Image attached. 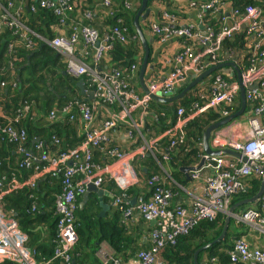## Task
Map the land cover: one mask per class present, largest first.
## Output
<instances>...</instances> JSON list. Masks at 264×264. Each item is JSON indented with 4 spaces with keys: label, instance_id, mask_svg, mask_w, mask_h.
<instances>
[{
    "label": "built area",
    "instance_id": "2783aa9c",
    "mask_svg": "<svg viewBox=\"0 0 264 264\" xmlns=\"http://www.w3.org/2000/svg\"><path fill=\"white\" fill-rule=\"evenodd\" d=\"M37 1L40 8L51 9L58 16L61 25L65 24L67 14L75 8L71 0ZM103 4L106 7L111 5L108 0H104ZM18 5L19 3H16L15 6L11 1H8L5 6L0 5V31L11 29L24 46L31 48L34 45L28 38L31 33L21 22L22 12ZM222 5L223 0H209L200 4L199 12H197L198 21L201 23L204 12L217 13ZM34 10L32 6L31 11ZM83 16L88 20L91 18V14L87 12ZM163 19L164 24L150 25L151 33L161 45L171 39H177L180 46L172 60L173 66L165 77L160 79V76L150 74L146 79L145 84L149 93L152 95L158 93L162 98L168 97L173 91L179 92L192 77L224 62L225 58L224 61L220 59L221 44L224 40L232 38L241 31L249 37V52L253 55V59L248 68L240 70L241 83L247 89L246 102L251 103V111L246 120L250 130L249 138L245 142H234L225 140L216 133L212 143L218 150L229 149L242 154L250 163H244L230 156H210L202 153L200 157L203 159V164L189 171L191 180L204 175L202 195L195 198L190 211L180 206L170 207L171 193L159 186L156 176L149 181V185L154 189L151 199H139L134 207H128L126 194L117 196L112 204L122 212L124 219L129 218L136 210L144 220L155 224L150 233L151 247L146 251H140L132 264H166L160 257L163 248L174 245L177 238L187 235L197 222L212 221L218 214L225 215L231 205L232 197L247 191L245 184L247 179L261 180L264 176L262 171L264 168V51L260 50V47L264 45V18L261 9L248 6L243 13L234 11L231 18L232 24L229 25L224 20L219 32H215L208 25L201 30L197 29L196 24L180 26L176 17L168 13L163 14ZM68 31H70L68 34L57 35L44 43L61 55L67 75L74 78L81 76L87 78L88 87L96 103H80L72 100L62 108L53 109L49 113L48 119L53 122L62 118L73 122L75 116H79L83 122V140L76 149L56 155L43 151L42 143H37L36 150L41 151L37 164L33 163V156L25 147L26 131L12 125H0V138L15 144L21 156L18 166L20 168L31 166L33 170L32 176L23 183L11 177L6 190L3 189V182L0 181V262L37 264L34 252L29 251L25 245V234L19 232L14 222L5 219L1 212V201L5 194L23 186L33 187L42 174L51 177L61 175L62 190L55 200V213L59 219L56 222L57 246L53 258L62 259L63 264H78L72 261L71 255L78 242L74 224V215L78 207L76 198L84 194L89 184L100 187L105 178L114 180L122 192H125L131 184L130 180L123 175L111 172L108 167L98 168L92 162V152L95 150H102L104 156L113 159L114 163L121 162L133 154L124 153L114 146L111 135L115 134L121 126L126 128L127 137L130 139L132 135L135 136L134 132L140 135L139 126L133 121L132 114L138 109L147 113L152 101L149 94H139L136 91L134 80L137 69L135 66L130 67L129 73L114 68L99 69L100 61L112 49V42L127 41L126 28L118 21V25L102 37H99L98 32L88 25L71 24ZM78 44L81 45L79 51L81 57L75 54ZM11 49L10 44L8 50ZM88 55L91 56L90 66L82 60ZM231 57L235 58L233 62L237 65L238 56ZM222 74L231 80L236 75L233 69L226 71L227 75L224 72ZM214 77L215 81L208 90L209 95L212 96L211 100L207 102L205 94H197L199 100L204 101V105L197 101L193 102L188 113L179 107L176 111V122L150 143L153 147L159 140L169 138V144L162 155L163 161L169 160L176 146L184 141L185 127L190 120L209 108H215L221 104L226 106L233 104L234 97L238 95L237 80L232 83L225 82L221 75L217 74ZM4 86L5 83L0 81V87ZM253 86L256 87L252 88ZM97 102L113 107L110 118L103 120L99 125L94 124V116L99 108ZM28 111L29 106L24 105L17 111L16 116L11 118L10 123H18ZM220 113L223 118L229 116L226 111H220ZM52 140L58 143L56 138L52 137ZM150 144H143L138 149L140 157H144L147 152L152 153ZM232 219L237 225H244L257 234H264V191L254 206L233 215ZM227 254L230 264H264V251L250 247L243 238L236 240ZM210 262L213 264L215 259H211ZM104 264H120V262L112 259L109 262L107 259Z\"/></svg>",
    "mask_w": 264,
    "mask_h": 264
},
{
    "label": "trees",
    "instance_id": "16d2710c",
    "mask_svg": "<svg viewBox=\"0 0 264 264\" xmlns=\"http://www.w3.org/2000/svg\"><path fill=\"white\" fill-rule=\"evenodd\" d=\"M8 1L13 2L15 6L16 3H19L18 6L21 8L22 12L21 22L31 33L28 35V38L34 45L31 48L24 46V43L13 33L11 29H4L0 31V81L5 83L4 87H0V108L2 107L3 111L7 113L10 118H14L17 111L24 105H28L30 111L33 102H40L41 93L44 94V98H46L48 102V109H50L52 102L56 99L55 94L60 95L59 100L62 103L61 106L57 107L58 109L62 108V106L69 101L77 100L74 99L76 96L75 91H78L76 88L77 82L79 79H83L85 85L87 84L86 86H88L87 78H73L66 74L63 75L62 72L65 69V65L62 61V57L47 44L40 47L45 41H50L56 37L57 34L54 30L55 27L62 26L66 28L69 26L70 22L78 21L71 19L73 14L76 13V9L73 8L72 11L67 14L65 24L61 25L59 23L58 16H56L51 9L40 8L37 0H0V5L5 6ZM207 1L209 0L199 1L198 6ZM149 2L150 0H148V4ZM226 2L230 3L229 12H226L224 8V5L227 4ZM122 3L120 2V4ZM32 6L35 8L34 11H31ZM248 6L258 7L261 9L262 17L264 18V0H223V5L217 13H203L204 17L201 20V23L203 25L207 24L215 32H219L223 27L224 20H226L227 24H232L231 18L234 11L243 13L244 9ZM222 8H224V11L221 10ZM108 11H112V15L107 16L108 24L106 23V25H108V29L105 32H108L116 26L118 24L117 20H120V22L127 28L128 39L123 44L119 42H112V49L100 61L99 69L107 70L114 68L121 72L129 73L131 66H135L136 69L139 67L143 57V55L142 57L139 56L137 38L134 40L132 39L133 36H136L133 27V17L135 16L136 11L130 12L129 9H126L123 5V12H121V10L114 7L113 4L110 6ZM226 13L229 14L228 17L225 16ZM69 15L71 16L69 17ZM91 20L92 17L90 20L84 19L81 25L89 26V22ZM102 35L103 34L99 33V37H102ZM10 44L12 45V49L8 50V46ZM249 44V37L245 34V32L241 31L236 33L232 38L222 42L220 59L224 61L227 53L231 56L236 55L238 56V68L240 70L248 68L250 61L253 59V55L249 52ZM260 50L264 51V45L260 47ZM152 63L153 59L151 57L150 49L148 64ZM152 74L155 73L152 72ZM217 74L221 75L225 82L231 81V79L223 75L221 71H218L213 73V78H209L207 81V86L209 88L213 85V82L215 81L214 76ZM136 78L137 75L135 79ZM196 89L197 86L181 100L172 103L171 105H165L155 101L150 102L149 110L154 113V125L159 126V131L156 133H160L161 131L163 132L174 124L176 111L179 106L183 109L185 108L186 113H188L193 102L197 101L199 104L204 102L195 96ZM5 90L7 93H5ZM182 90L183 89H180L179 92ZM92 103H96V101H93ZM98 103L99 102H97V104ZM248 106V110L251 111V103L247 101L245 106L246 108L244 109L245 112ZM240 107V99L239 96L236 95L234 97L233 104L225 106L222 111H226L228 115H230L238 111ZM51 111L52 110H50V112ZM28 114L29 112H27L18 123H10L7 120L2 121L0 119V125H12L13 127H18L26 131L27 141L25 143V147L33 156V163L37 164V159L34 161V158H38L39 155H41V151H37L36 145L34 144L33 150H31L29 146L33 143L36 136L41 137V135L45 133V128H39L31 121ZM221 119L224 118L221 117L219 113L217 114L210 111L196 116L186 124L184 141L177 145L174 149V152L179 149L182 153L183 156L180 158V163L184 161L182 164L184 167L189 164L193 165L199 161L200 156L203 153L202 148H200L202 145L203 132L208 126L220 121ZM48 122L50 123V121ZM68 123L71 122L66 120L65 124ZM146 127L148 128V126ZM52 137L56 138L58 143H55L52 140ZM77 140L78 144H81L83 137L81 136V139L77 138ZM160 141H162L163 148L167 147L169 144V138L167 137L159 140V142ZM40 142L43 145V151H51V148H54L56 150V152H54L55 155L70 151L77 145V142L74 145H71L70 143H66L64 145V140H61L54 132H52L48 137L43 138ZM14 148H16L15 144L9 143L0 138V181L3 182L4 190H6V185L10 181L11 177L17 179L19 183H23L33 173L31 166L25 168H20L18 166L21 158L18 159L17 163H13V158H11L12 154L10 152H12ZM165 150L166 148L163 149L162 153H164ZM95 151L103 152L102 150ZM156 157L159 161H161L160 155L156 154ZM154 162L155 160L151 157H145V163H152V170L159 172V169L154 165ZM48 176L52 179L57 177ZM147 177L149 178V181L151 175L147 174ZM47 180H49V178L45 181ZM61 180L62 178L60 175L59 182L62 190ZM45 181L40 182L38 185L35 183L33 187L23 186L22 188L5 194L2 198L3 209L6 214L14 215L19 231L28 235V243L26 246L29 251L34 252L37 264H63L62 259L53 258L54 250L57 246L56 222L59 217L54 212V199L52 192L42 195V191L45 187ZM245 184L247 185V191L236 195L234 199L232 198L231 205L254 196L259 189L260 180L249 178ZM148 186L150 189H153L149 183ZM123 193L128 195L131 200L139 195V191L132 187L128 188L125 192L119 190L118 196ZM40 204H43V210L44 208L49 209L48 214H42V211L39 208ZM99 209L100 207L95 200L88 201L82 209L77 207V211L74 215V224L78 236V242L71 253L72 261L74 263L85 264L83 258L78 259V251L90 249L92 253H95L98 249V245L102 241H106L116 254L121 253L126 256V251H128L130 255L139 251L138 246L127 243L126 226L121 220V212L116 210L115 214H113L112 220H106L98 217ZM244 209L245 206L238 208L235 210V213ZM224 218L225 216L223 214H218L212 221H199L191 228L187 235L178 237L175 245H170V247H167L163 253V257L167 264H194V252L198 248L212 242L219 236L224 223ZM42 226H47L48 229V238L44 240H42L41 237ZM247 231L248 228L246 226L240 224L237 225L231 219L224 239L216 245H213L212 247L199 253L197 257L198 262L201 258L205 257L208 261L216 258L218 264H230L229 256L227 254L228 251L232 249L234 241L244 236ZM48 241L50 244L49 246L45 244ZM0 264L12 263L5 261Z\"/></svg>",
    "mask_w": 264,
    "mask_h": 264
},
{
    "label": "crops",
    "instance_id": "0c3cea01",
    "mask_svg": "<svg viewBox=\"0 0 264 264\" xmlns=\"http://www.w3.org/2000/svg\"><path fill=\"white\" fill-rule=\"evenodd\" d=\"M103 1L104 0H71V3L75 6V9H76V13L73 14V17L71 19L78 20V21L70 22L69 27H66V28L62 26L55 27L54 30L56 34L57 35L68 34V30L71 24H81L82 21L85 19L83 14L87 12V13H90L92 17V20L89 22V26L91 25L98 32V34L100 33L104 35L105 33H107L105 31L108 29V25H106L108 21L107 16L112 15V11H108L112 4L114 5V7L121 10V12H123V5H124V7L126 9H129L130 12L136 11L137 13L140 7V3H141L140 0H108L111 3V5L109 7H106L104 6ZM199 1H202V0H150L148 4L150 13L146 20L140 22L141 31L145 39L149 42V45H150L149 50L151 49V57L153 59V63L148 64V65L154 66L152 70L147 68L146 73H145V83L147 81L146 79L148 78L150 74H152V72L155 74L157 73L156 76H160V79L165 77L168 74L169 70L173 66L172 60L175 54L178 52L177 50H178V47L180 46V42L177 39H171L162 45L159 44L157 42L156 37L151 33L150 25L153 23L164 24L165 22L163 19V14L168 13L176 17L177 23L180 26L196 24L197 29L201 30L205 28L207 24H204L203 28H201V25H200L201 23L200 21H198L197 12H199L198 10ZM120 2L122 4H120ZM224 8L226 12H229L230 3L225 4ZM70 16L71 15H69V17ZM118 21L120 20H117V23ZM126 35H127V28H126ZM127 39H128V35H127ZM132 39L133 40L136 39L138 41L137 47H139V56L142 57L144 50L142 48L140 40L138 39L137 35L133 36ZM80 49H81V45L78 44L75 50V54L78 57L82 56L81 53L79 52ZM82 60L87 65L89 66L91 65L90 55L83 57ZM233 60H235V58H232L228 53L225 55L224 62H232ZM222 71L226 74L225 69H223ZM235 77L233 80H231L232 83L236 82ZM208 80L209 79L199 83L197 85V89L195 93V96H197V94L199 93L205 94L207 102H209L212 98V96H210L208 93V90H209V87L207 86ZM86 85L84 82L85 92H91L90 88ZM134 86L139 94L143 93L140 88L139 82H138V75H137V78L134 80ZM76 88L78 91H75L76 96L74 97V99H77L78 101H83V100L90 101L88 100L89 98L88 95H82L80 89L78 87ZM5 93H7L6 90H5ZM40 95H41L40 102L38 101L36 103L34 102L32 103V107L30 111H28L29 112L28 115L30 116L31 121L35 123L39 128H45V133L41 135V137L36 136L34 138L33 143L29 146L30 149L33 150V144L36 139H39L41 141L43 138L48 137L52 132L56 133L57 136L61 140H64V145L66 143H70L71 145L76 144V142L78 141L77 138L81 139V136H82V127H83L82 120L79 118V116H75L74 122H71L68 124H65L67 120L66 118H62L61 120H57V121L49 123L48 113L50 112V110H53L62 105V103L59 100L60 95L55 94L56 99L52 102L50 109H48V106H47L48 102L46 98H44V94L41 93ZM165 105H171V104H165ZM201 105H204V103H202ZM225 106L226 105L221 104L219 106H216L215 108H209L204 113H208L211 111L217 114L219 113L221 115L220 111H222L225 108ZM248 109H249V106L247 107L246 112L244 111L245 113L243 112L237 118L233 119L232 123L227 124L226 126L223 125L219 127L216 131H214L211 134V137L209 139V146L212 150H218L215 144L212 143V139L216 133H219L221 138L225 140H232L234 142H245L249 138L250 130H249V127L246 121L250 113V110ZM112 110H113V107H109V106L99 103V108L96 111L95 116H94V121H95L94 124L99 125L103 120L110 118L111 113L113 112ZM235 113H232L230 115H233ZM153 114L154 113L151 110H149L147 113H144L140 109L136 110L132 114L133 121H135L136 122L135 124L139 126L140 135L137 132H134L135 136L132 135V139L128 138L127 131L124 126L119 127L116 130L115 134L111 135L112 137L111 142L113 145H115L120 151H123L124 153H127V154L133 153L132 155L127 156L126 159L121 162L114 163V160L106 158L103 152L93 151L92 152V162H94L98 168L108 167V169L111 172L123 175L125 178L129 179L131 182L128 188L132 187V188H135L137 191H139L138 193L139 195L137 194L138 196L134 197L132 200L131 198H129L128 195H126L128 207H134L139 199H144V200L151 199L154 189H150V187L148 186V183L152 177L156 176L158 178V183L160 184L158 185L162 187L164 190H167L171 193V199H170V204H169L170 207L174 208V207L180 206L190 211L192 209L191 205L194 202L195 198L200 197L202 195L203 188H204V175H202L198 179L191 180L189 177L190 169H188V171L186 172H183V169L198 167L201 162V158L195 164L193 165L189 164L184 167L182 165L184 161L180 163L181 162L180 158L183 155L180 152V150L177 149L175 152L173 151L171 153V156H169V160L163 161L162 152H163V149H165L166 147L163 148L162 141L157 142V144H155L153 147L150 144L162 132L161 131L160 133H156L157 131H159V126L154 125V122H153L154 115ZM0 119L2 121H5V120H7L8 122L12 121V119L7 115V113L3 111L2 107L0 108ZM175 122H176V119H175ZM146 126H148V128ZM169 128H167L166 130H168ZM146 143L151 145L150 147H152V153L150 154L147 152L145 153L144 157H140L138 149L143 144H146ZM34 145H36V143ZM78 146L79 144L77 142V145L71 150L76 149ZM200 148H202V145L200 146ZM202 151H203V148H202ZM46 152L52 155L54 154V152H56V150L54 148L53 149L51 148V151L48 150ZM10 153L12 154L11 158H13V163H17L18 159L21 158L20 154L17 152V147L14 148L12 152ZM156 154L161 156V161L157 159ZM145 157H151L153 160H155L156 163L154 162V165L159 169V172H155L152 170V163H148V164L145 163ZM38 158H35V159H38ZM147 174L151 175V178L149 181H148L149 178L147 177ZM153 174H156V175H153ZM31 176L32 174L28 178H30ZM59 176L60 175L52 179L48 175L42 174L40 178L36 181V184L38 185L40 182L45 181L47 178H49V180L45 181V187H44V190L42 191V195L43 194L46 195L47 193L52 192V196L54 199V212H55V200L61 191ZM99 189L101 190L99 197L95 193H90L88 195V199L86 203L90 200H95L98 206L100 207L99 212H98V217L100 219L112 220L113 214H115L116 210H119L116 207H114L112 204L114 199L118 196L119 188L114 182V180L105 178V180L103 181ZM77 201H78V207H79L82 201V195L77 198ZM86 203L84 204V206L86 205ZM247 206H250V205H247ZM39 208L41 209L42 214H48L49 209L44 208L43 210V204H40ZM1 212L5 219L12 220L14 222L17 230L19 231L17 223L14 219V215L5 213L3 209V201H1ZM121 220L123 224L126 226V236L128 240L127 243H131L135 246H138L139 251L134 252L131 255L129 254L128 251H126V256L122 255L121 253L116 254L111 249V247L106 241H102L98 245V249L95 251V253H92L90 249H83L81 251L79 250L77 254V256H79L78 259L83 258L85 261V264H104V261H106L107 259L109 262L112 259L115 261L118 260L120 264H132V261L136 259V256L140 251H146L151 247L150 233L154 229V225H155L153 222H147L146 220H144L142 216L136 210L133 211L132 215L127 219H124L122 215ZM47 230H48L47 226H42V233H41L42 240L48 238ZM25 236H26L25 245H27L28 235L25 234ZM242 238L247 242V244L250 247L258 248L264 251V234H257L254 231H251L248 229V231L246 232L244 236H242ZM45 244L47 246L50 245L49 241L46 242ZM167 247H170V246H167ZM167 247L163 248L162 251L160 252V257L163 259V261L166 264L167 262L163 257V253ZM0 263H3V262H0ZM198 263L199 264H206V263L212 264L205 257L201 258V260H199ZM213 264H218L216 258Z\"/></svg>",
    "mask_w": 264,
    "mask_h": 264
},
{
    "label": "water",
    "instance_id": "95a60500",
    "mask_svg": "<svg viewBox=\"0 0 264 264\" xmlns=\"http://www.w3.org/2000/svg\"><path fill=\"white\" fill-rule=\"evenodd\" d=\"M140 1H141L140 7H139L137 13L135 14V16L133 18V26H134L135 33H136L138 39L140 40L142 48L144 50L143 58H142V61L140 63L139 69H138V82H139V85H140L142 92L144 94H149L152 101L163 103V104H172L174 102L181 100L194 87H196L199 83H201L206 78L210 77L214 72H216L220 69L226 68V67H231L234 70V72L236 74V78H237L238 95H239L240 106H241L240 110L238 112H236L235 114L230 115L227 118L208 126L202 135V148H203L204 154H207L210 156H230L233 158L240 159L242 162L249 164L250 161L246 157L242 156V154H240V153H237V152H235L233 150H229V149L212 150L209 146V139L211 137L212 132H214L215 130H217L221 126L230 123L233 119L237 118L239 115H241L244 112V109L246 106V90L247 89H245L241 83V73H240V70L237 67V65L234 62H225V63H220L216 66L210 67V68L206 69L204 72H202L200 75L192 77V80L183 88V90L181 92L177 93V92L173 91V92H171V94L168 95V97L162 98V97H160V94H158V93H156L154 95L150 94L148 89H147V86L145 84V73H146L147 68L151 69V70L153 69V66L148 65L150 45H149V42L145 39V37L141 31V28H140V22L147 19L148 15L150 13V9L148 8V0H140ZM43 45L44 44H42L40 47H42ZM97 46H98V42L96 43V47ZM63 74L65 75L66 73L63 72ZM77 87L80 89L82 95H88L89 96L88 100L93 99V94L91 92H85L83 79L78 80ZM255 87L256 86H253L252 88H255ZM83 101H85V100H83ZM38 141H39V139H36L34 141V143H36ZM202 164H203V160H201L198 167H200ZM188 169L192 170L194 168H184L183 172L188 171ZM262 171L264 174V168H262ZM263 191H264V176L261 178L259 189L254 196H252L251 198L243 199V200L237 202L236 204L231 205L228 208V211L225 214L224 223H223V226H222V229H221L219 236L216 239H214L212 242L198 248L194 252V254H193V263L194 264H199L198 258H197L199 253L205 251L206 249L212 247L213 245H216L217 243H219L220 241H222L224 239V237L226 236V233L228 231L230 220H231L232 216L235 214V210L238 208H241L243 206L255 204L256 200L260 197V195L262 194ZM90 193H95L99 197L101 190L99 188L93 186L92 184H89L87 186L86 191L82 195V201L79 205L80 209L83 208L84 204L86 203V201L88 199V195Z\"/></svg>",
    "mask_w": 264,
    "mask_h": 264
},
{
    "label": "clouds",
    "instance_id": "9594fccd",
    "mask_svg": "<svg viewBox=\"0 0 264 264\" xmlns=\"http://www.w3.org/2000/svg\"><path fill=\"white\" fill-rule=\"evenodd\" d=\"M208 2V1H207ZM205 3V2H204ZM221 10H223L224 11V8H222ZM204 13H206V12H204ZM225 16L226 17H228L229 16V14L228 13H226L225 14ZM201 25V28H203V24L201 23L200 24ZM43 44H45V43H43ZM58 54V53H57ZM59 55V54H58ZM61 56V55H60ZM62 60H63V58H62ZM233 62V61H232ZM64 63V62H63ZM222 63H225V62H222ZM235 63V62H234ZM218 65V64H217ZM140 66V65H139ZM216 66V65H215ZM213 67V66H212ZM238 67V66H237ZM210 68V67H209ZM231 67H226V68H223V69H225V71H229V70H231L230 69ZM138 69H139V67L137 68V75H138ZM208 69V68H207ZM223 69H220V70H218V71H221V72H223L222 70ZM240 70V69H239ZM218 71H216V72H218ZM234 71V70H233ZM65 72V71H64ZM66 73V72H65ZM215 73V72H214ZM67 75V74H66ZM69 76V75H68ZM81 77H84V76H81ZM81 77H79V78H81ZM234 77H235V75H234ZM74 78V77H73ZM209 78H213V75H211L210 77H208V78H206L205 80H207V79H209ZM235 79H236V77H235ZM192 80V79H191ZM205 80H203V81H205ZM237 80V79H236ZM188 84V83H187ZM91 90V89H90ZM92 93V92H91ZM239 96V95H238ZM73 101H76V102H84V103H90V102H93V101H95L94 99H92V100H90V101H78V100H73ZM104 105V104H103ZM55 109H57V108H55ZM53 111V110H52ZM49 115V114H48ZM228 117V116H227ZM226 117V118H227ZM225 119V118H224ZM48 121H50V122H52L51 120H49L48 119ZM233 122V120L230 122V123H232ZM83 123V122H82ZM230 123H228V124H230ZM227 125V124H226ZM226 125H224V126H226ZM216 131V130H215ZM213 133V132H212ZM37 143H41L40 141H38V142H36V145H37ZM35 144V143H34ZM204 154V153H203ZM207 155V154H206ZM201 158V157H200ZM201 160H203V159H201ZM196 168H198V167H196ZM195 169V168H194ZM193 170V169H192ZM191 171V170H190ZM261 181V180H260ZM98 188H100V187H98ZM87 189V188H86ZM86 191V190H85ZM83 195V194H82ZM252 205H250V207H251ZM253 206H254V204H253ZM230 207V206H229ZM249 208V207H248ZM244 210H246V209H244ZM244 210H242V211H244ZM241 212V211H240ZM240 212H238V213H240ZM238 213H235V214H238ZM234 214V215H235ZM225 216V215H224ZM232 219V218H231ZM233 220V219H232ZM154 223V222H153ZM249 229V228H248ZM242 238V237H241ZM241 238H239V239H241ZM238 240V239H237ZM236 241V240H235ZM234 241V242H235ZM234 244V243H233ZM229 252V251H228ZM35 258V257H34ZM36 262V261H35Z\"/></svg>",
    "mask_w": 264,
    "mask_h": 264
},
{
    "label": "rangeland",
    "instance_id": "374dc122",
    "mask_svg": "<svg viewBox=\"0 0 264 264\" xmlns=\"http://www.w3.org/2000/svg\"><path fill=\"white\" fill-rule=\"evenodd\" d=\"M136 91H137V90H136ZM232 198L234 199V198H235V196H233ZM248 207H250V206H246V207H245V209H247ZM239 212H240V211H239Z\"/></svg>",
    "mask_w": 264,
    "mask_h": 264
}]
</instances>
